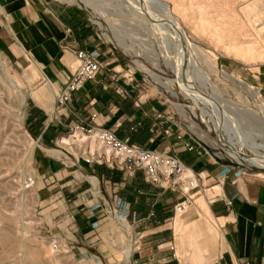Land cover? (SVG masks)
I'll use <instances>...</instances> for the list:
<instances>
[{"label":"crops","instance_id":"0c3cea01","mask_svg":"<svg viewBox=\"0 0 264 264\" xmlns=\"http://www.w3.org/2000/svg\"><path fill=\"white\" fill-rule=\"evenodd\" d=\"M92 23L85 7L75 2L0 0V50L19 65L32 63L24 69L32 97L25 108V125L35 142L36 188L43 202H60L65 213L56 227L69 242H79L92 236L101 218L121 213L122 229L132 223L141 235L135 254L131 244L126 248L128 264H264V171L237 168L221 151L199 144L168 118L171 106L157 96L143 95V76L130 75L112 48L102 46L96 78L75 91L65 107L57 106L58 95L78 65L75 51L98 49L101 43ZM38 72L45 81L34 89L31 73ZM259 83L264 87V72ZM93 112L98 114L95 120L90 119ZM82 121L181 158L189 171L201 175L206 209L194 200L185 219L175 215V205L184 198L179 187L170 179L149 182L143 170L122 169L115 160L100 157L104 149L95 138L80 132L71 135ZM70 135L81 137V142H66ZM203 214L216 218L217 224L202 219ZM65 218L67 230L61 227ZM62 245L65 248V241ZM94 263L102 264L100 259Z\"/></svg>","mask_w":264,"mask_h":264},{"label":"rangeland","instance_id":"374dc122","mask_svg":"<svg viewBox=\"0 0 264 264\" xmlns=\"http://www.w3.org/2000/svg\"><path fill=\"white\" fill-rule=\"evenodd\" d=\"M181 1L184 3L183 9L190 15L192 20L194 19L193 21L196 22L197 19V24L193 23L196 27L198 26L196 28L198 32H193L192 26L180 18L182 16L180 13L176 17L186 31L190 43L199 46L204 52V57L210 60V63H207L201 59L202 56L194 52V50L192 51L199 64L212 75L213 84L218 88L226 89L229 92V96H225L239 102L240 106L248 109L250 113H253L254 110L261 112L264 100L262 102L258 101L261 103H257V100L254 102L253 100L250 102L245 100L241 94L247 96V92H243L240 86L230 79L224 78L222 70H225L230 75L233 74L236 78L239 77L240 80L249 86L258 87L257 85H259L264 97V87L259 83V75L264 72V58L244 61L232 53H227L225 50L227 40H219V35L217 34L215 35L218 37H214L213 27L215 25L221 28L222 23L220 22L226 20V18L217 20V14H214L216 9L226 12L231 9L235 10L238 18L236 16L234 21L238 22L240 27L243 25L245 28H240L242 31H240V39L252 40L257 43L258 48L264 51V8L260 13L249 12L246 7L251 5L253 0ZM141 2L142 0H92L91 2H86L87 4L84 2L86 4L83 5L86 15L91 20H96L92 24L94 31L98 34V41L101 42L97 48L100 51H103V45L112 48L116 56L121 58L126 64V69L136 70V72H140L145 77L146 81L143 85V88L147 89L143 93L145 97L158 95L163 100L176 101L182 107L185 105L188 110V112L186 111L187 116L176 115V120L182 125L181 127L188 131L191 130L189 127L191 123L183 118L187 117L192 122V112L196 111L197 117L194 120L213 139L218 140V133L216 131L209 132V124L202 121L200 109L193 100L185 97L177 82L178 73L172 67V64L177 59V41L175 42V38V40L172 39L173 30L170 24V17H167L160 7H156L153 4L149 8L145 6V9L147 7L149 12H154L152 15H150L148 9L140 8V10ZM145 3L144 5H146ZM224 4L230 8L226 7V5L223 6ZM203 10L207 12L204 13ZM200 12L205 16L202 15L201 17ZM102 13L106 14L107 18L103 16L104 18L102 19ZM207 18L214 23V25H210V29H208L209 25L206 24L207 22L205 23ZM215 20H217V23ZM97 21H101L103 27L100 28ZM242 22L245 24H242ZM203 29H205L206 33L205 31H203L204 33L202 32ZM167 52L168 58L165 59L162 54L166 55ZM29 66L27 64L19 65L14 60H10L0 50V264H95L94 260L96 259H100L102 264H128L129 260L125 254L126 248L129 244L132 245V240L136 241L135 254L140 248L139 239L141 235L136 234L137 231L134 230L133 226L131 234L130 231L122 229L120 221L125 218L123 214L116 213V216L112 218H108V215H106V218H101L95 224V231L88 239L80 240L79 242H69L62 230L58 226L56 227L58 220L65 217L61 203L46 204L43 202L44 199L40 196L41 192L36 188L39 178L33 158L35 142L25 125V108L32 100L31 88L24 79V69ZM150 71L163 79L176 80V84L172 86V89L179 96H173L168 92L167 86L162 87ZM189 71L191 72V69ZM31 74L35 77L34 89L45 81L44 74L40 72H38V75L35 73ZM198 82L199 79L194 83L197 86L200 84L199 88L201 86L205 88V84L201 82L198 84ZM207 85V94L217 100L219 95L214 94L216 92L214 86ZM234 88L242 91L240 92V97L236 94ZM23 96L24 101H22ZM228 110L230 113H236L231 105L228 106ZM241 113L234 114L239 121L241 131L245 132L246 135H249L254 128L256 129L254 131H257L254 117L248 115L249 113H244L246 115ZM71 134H73V131ZM80 138L78 136H69L66 142H78L79 144L81 142ZM261 141L259 140V142ZM211 148L216 151H222L215 144ZM204 193L205 191H202L196 195L194 200H197L200 207L206 209L205 204L201 200L202 197H205ZM208 194L211 196L210 191H208ZM193 206L194 203L191 207ZM190 212L191 210L188 209L181 216L178 215V217L185 219ZM201 217L206 221L208 219L214 225L217 224L216 218L207 217L204 214ZM65 220L61 222V227L67 230L69 221L67 218ZM171 221L172 219L168 222ZM179 233L180 231H178V238H180ZM62 241L66 243L65 248L62 245ZM79 250L83 253L81 254ZM181 257L186 260V255L181 254Z\"/></svg>","mask_w":264,"mask_h":264},{"label":"bare ground","instance_id":"6f19581e","mask_svg":"<svg viewBox=\"0 0 264 264\" xmlns=\"http://www.w3.org/2000/svg\"><path fill=\"white\" fill-rule=\"evenodd\" d=\"M66 1L72 2V3L77 2V0H66ZM82 1L85 3L86 2L88 3V1L91 2L92 0H82ZM144 3L146 5H144ZM152 4L155 5L156 7L157 6L160 7V9L165 12V15L167 17H170V19H171L170 24H171V27L173 30V33H172L173 38L172 39L173 40L176 39L175 42L177 41L176 42L177 59L173 64L172 63L171 64H172V67L174 68V70L178 73L177 82L179 83V86L181 87L182 92H184L185 97L193 100L195 105H197V107L200 109V111L202 113V121L209 124V127H208L209 131L216 130L219 133L221 131H222V133H224V131H225V133L228 135V138L226 140H224V142L234 150V151L230 150V152L235 158H238V152H240V154L243 157L249 158L257 166H264V106H261L262 107L261 112L254 110L253 111L254 114L250 113V111L248 109L242 108L240 106L239 102L233 101L229 97H226L225 95L229 96V92L226 89L218 88L213 84L212 75L210 74L209 71L204 69V67L199 64V62L194 57V52H196L197 54L202 56L201 59H203V61L210 63V60H208L207 57L206 58L204 57V52L199 46L193 45L190 43L188 36L186 34V31L184 30V28L180 24L179 19L176 17V15H178V13H180L182 15L180 18L185 22L187 21L188 24H190L192 26V28L194 30L193 32H195V33L198 32L196 29L198 26L197 27L195 26V24L193 23V22H195V21H193L194 19L192 20L190 15L185 11V9H183L184 3H182L181 0H173V1L172 0H146V1L142 0L141 7H139V9L140 8L145 9V6H148V8H149L150 6H152ZM201 4H202V2H201ZM225 5L226 4H224L223 6H225ZM227 6L228 5H226V7ZM207 7H206V9H208ZM148 8L146 7V9H148ZM186 8H187V6H186ZM203 8H205V7H203ZM247 8L249 9V12L253 11L255 13H260L262 11V9L264 8V0H253L251 5L246 7V9ZM203 11H204V13L207 12L206 10H203ZM148 12H149V9H148ZM146 13H147V11H146ZM149 13H150V15L154 14V12H152V11H150ZM193 13H194V11H193ZM200 14H201V12H200ZM214 14L215 15L217 14V17H218L217 20L220 18L224 20L226 18V20H224V21L220 20L221 21L220 23H222L221 28L219 26H218L219 28L216 27L214 25L213 21H210L208 18L205 21V23L207 22L206 24L209 25L208 29L211 28L210 27L211 24L214 25V27H213L214 28V35L215 34L219 35V38H218L219 40H222V39L227 40V42L225 43V45H226L225 50L227 53H229V54L232 53L237 58H239V59L241 58L244 61L264 58V51H262L261 48L257 47V43H254L252 40L250 41V40L240 39V33L242 32L240 30V28H242L243 25H242V27H240V24L238 22L234 21L236 16L238 18V15L236 14L235 10L231 9V10H229V12H226L223 10L220 11V10L216 9V11H214ZM202 15L203 14H201V17H202ZM103 16H106V14H104V13L101 14L102 19L104 18ZM203 16H205V15H203ZM208 17H210V16L208 15ZM106 18H107V16H106ZM217 20H215V22ZM200 21H201V18H200ZM196 22H197V19H196ZM243 23L244 22H242V24ZM97 24L99 25L100 28L103 27V23L101 21H97ZM201 24H203V23H201ZM200 28H202V27H200ZM114 30H115V28H114ZM203 31H205V29H203L202 32ZM207 31H209V30H207ZM205 33H206V31H205ZM209 34H212V33H209ZM214 37H216V35ZM121 44H123V43H121ZM193 50H194V52H192ZM162 55L165 57V59L168 58V52L166 55L165 54H162ZM204 58H205V60H204ZM214 67H216V66H214ZM190 69H191V72L189 71ZM150 72L152 73L155 80L157 82H159V84L162 87L167 86L166 88H167L168 92H170L173 96L177 95V92H175V90L172 89V86L176 84L175 83L176 80L175 81L166 80V79L161 78L159 75L155 74L154 72H152V71H150ZM222 73H223L224 78L230 79L231 81L236 83V85L240 86V89H242L243 92H245V93L247 92V96H245L244 94L240 93L242 91L238 90L237 88H234L236 94H238L239 97L241 94L245 100H248L249 102L251 100H253V102L257 100V103H261L264 100L261 88L259 89L256 86H249L247 83L240 80L239 77L236 78L233 74H232L233 75L232 76V75L226 73L225 70H222ZM198 79H199V82L205 84L206 89L203 88L202 86H201V88L203 90L201 88H199L198 87L200 85L199 82H198V84H199L198 86L194 83ZM193 80H195V81L193 82ZM207 84L214 86V88L216 90V92L214 94L219 95V98L217 100L214 99V97H211L207 94V90H208V87H206V86H208ZM260 91H261V93H260ZM178 96L179 95H177V97ZM212 96H213V94H212ZM216 97H218V96H216ZM22 101H24V96L22 97ZM258 101H261V102H258ZM172 102H173V107L180 113V115L187 116L186 111L188 112V110L185 107V105L182 107V105H180L178 102L173 101V100H172ZM227 103H228V105H227ZM229 105H231V107L234 108L236 113H238V114H240V112H242L243 115H246L244 113H249L248 115H250L251 117H254L253 119L255 120L254 123H256V125H257V131H254V129H255L254 128L253 131L251 133H249V135H246L245 132L241 131L239 121L234 115L236 113H233V112L230 113V111L228 110ZM178 106H181V107H178ZM196 114H197L196 111L192 112V115L195 116ZM191 119H192V122H191L192 124L190 126L192 128H195L196 130L200 131L202 136H206V135L208 136V133L205 132L204 129H202V127L192 117H191ZM78 132H80V131H78ZM80 133H82V132H80ZM83 135H85V134H83ZM212 140L214 143H217L216 139H212ZM259 140H262V141L259 142ZM245 148L250 149L251 153H245V151H244ZM125 229L130 231V234H131L132 224H131V226L129 225V227H126ZM130 246H131L132 250L134 251L136 249V241L132 240V245H130Z\"/></svg>","mask_w":264,"mask_h":264},{"label":"built area","instance_id":"2783aa9c","mask_svg":"<svg viewBox=\"0 0 264 264\" xmlns=\"http://www.w3.org/2000/svg\"><path fill=\"white\" fill-rule=\"evenodd\" d=\"M75 3L86 5L82 0H77ZM92 21L94 23L96 22V20ZM75 52L79 63L65 87L58 95L57 102L58 106L61 107H65L67 105V103L71 100L72 94L79 90L86 81L96 78L102 68V62L100 61V50L77 49ZM128 72L130 75H134L136 70L128 69ZM145 81L146 79L143 76V82L145 83ZM154 96L162 99L161 96ZM163 101L173 109L171 115L168 118L173 120L175 124L176 122L178 123V120H176V115L180 113L173 107L172 100L165 99ZM97 116V112H93L90 116V119L95 120ZM191 117L194 119L197 117V114L195 116L191 115ZM190 125L189 127L191 130L189 131L197 139L199 144L204 147H211L213 144L217 145L222 149V157L231 160L233 163L232 165L235 167L243 170L250 168L264 171V166H257L249 158L243 157L240 152H238V158H235L231 154L230 150H234L224 142V140L228 138V135L225 133V131L224 133H222V131L219 133L216 130L209 131H216L218 133L219 139L217 140V143H214L212 140L213 138L208 132V136H202L198 130L192 128ZM78 131L85 134L87 138H95V140L104 149L103 154H100L99 156L102 157V155H105V159L108 162L111 163L115 160L117 166L130 171H135L138 169L143 170L145 172V178L152 183H158L162 178L172 180V183L177 185L184 193V198L175 205V215L184 214L194 200L195 196L203 191V187L199 183L201 175L196 174L193 171H189L186 163L181 158L169 153L166 150L161 151L145 148L138 144L130 143L124 138L119 137L112 128L104 126H92L85 121L75 124L73 126V134L71 135L76 134ZM187 148L192 150L195 148V145L187 144ZM244 151L245 153H251V150L248 148H245ZM260 175H262V178L264 179V173H260ZM225 203L228 206L232 205L231 200H226Z\"/></svg>","mask_w":264,"mask_h":264}]
</instances>
